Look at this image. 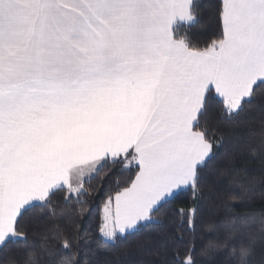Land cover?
Segmentation results:
<instances>
[{"label": "snow or ice", "instance_id": "obj_1", "mask_svg": "<svg viewBox=\"0 0 264 264\" xmlns=\"http://www.w3.org/2000/svg\"><path fill=\"white\" fill-rule=\"evenodd\" d=\"M203 7L215 30L201 41L200 0H0V264H100L141 233L160 264L264 253V0ZM109 164L98 216L83 210L73 236L39 230L57 204L86 203ZM218 175L227 193L206 230L197 207L180 209L153 241L165 205L198 202Z\"/></svg>", "mask_w": 264, "mask_h": 264}, {"label": "trees", "instance_id": "obj_2", "mask_svg": "<svg viewBox=\"0 0 264 264\" xmlns=\"http://www.w3.org/2000/svg\"><path fill=\"white\" fill-rule=\"evenodd\" d=\"M211 2L212 0H200L202 5V18L200 23L191 29V33L198 37L201 41L210 39L213 31L215 30L214 22L206 14L207 9L203 7ZM179 31L183 34L185 26L181 25ZM256 103L257 105L264 104V99H258ZM253 116L255 117V120L253 121L255 136L251 141H249V143L258 147L261 141V113L259 108L253 109ZM215 118V111L210 109L207 117L210 126L214 122ZM242 150L247 151L246 148ZM238 166L243 167V165ZM252 171L253 170L249 168V172ZM118 174V166H112L111 164L107 165L95 175L94 179H92L89 184L85 185L91 193L90 196L85 198L86 203L80 205L70 203L68 206L57 204V219L55 221H46L41 223L39 230L41 232H47L49 235L56 234L59 231L65 235L73 236L77 229L82 227L87 222L86 219H81V215L84 214L83 210L91 208L92 213L98 216L99 208L104 199L105 192L110 185L113 188L115 187V181ZM120 179L123 182L126 179V176H121ZM226 193L227 177L225 175H218L214 176L212 180L204 186L201 199L198 202L194 201L191 193H187L173 200L171 204L165 205V207L161 210V223L150 233L153 241L163 242L173 232L174 225L179 220V216L177 214L179 210H187L191 207L198 208L197 237H199L206 230V226L210 224L213 219H215L213 214L214 205L224 199L226 197ZM54 225H58V228ZM145 235L146 234L141 233L135 237H131L127 242L118 244L113 249L107 251V253H100L97 259L100 261V264H103L105 258L110 260L111 264H160L159 258L154 254L157 250L155 244L152 241L146 240ZM199 243L200 241L198 240V244ZM255 264H264V253H261L260 251L257 252Z\"/></svg>", "mask_w": 264, "mask_h": 264}]
</instances>
